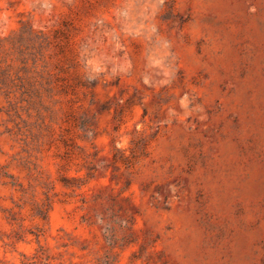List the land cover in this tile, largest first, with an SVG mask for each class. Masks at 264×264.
Instances as JSON below:
<instances>
[{
  "label": "rangeland",
  "instance_id": "374dc122",
  "mask_svg": "<svg viewBox=\"0 0 264 264\" xmlns=\"http://www.w3.org/2000/svg\"><path fill=\"white\" fill-rule=\"evenodd\" d=\"M0 264H264V0H0Z\"/></svg>",
  "mask_w": 264,
  "mask_h": 264
}]
</instances>
